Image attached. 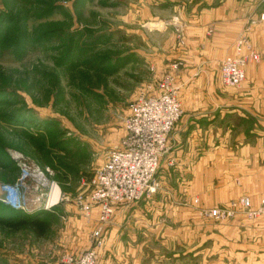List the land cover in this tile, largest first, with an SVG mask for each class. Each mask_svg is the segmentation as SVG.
Returning a JSON list of instances; mask_svg holds the SVG:
<instances>
[{
	"label": "rangeland",
	"instance_id": "obj_1",
	"mask_svg": "<svg viewBox=\"0 0 264 264\" xmlns=\"http://www.w3.org/2000/svg\"><path fill=\"white\" fill-rule=\"evenodd\" d=\"M220 1L0 0V17H6L0 19V186H15L25 208L13 214L14 207L1 201L0 213L10 221L33 214L49 222L42 235L29 225L0 222V264H54L95 246L97 210L87 217L78 198L89 194L88 181L105 152L124 135L129 105L141 94H156L166 75L179 86L180 117L190 86L188 91L242 89L246 72L240 86L221 81L226 55L214 64L189 56L194 44L186 25ZM248 27L233 45L235 53L245 36L257 54L246 66L260 60ZM207 67L215 82L210 87L204 82ZM234 105L226 110L237 111L218 122L234 127L227 135L221 129L195 176L167 172L162 178L161 160L178 118L154 190L119 206L137 204L132 220L140 225L123 228L115 244L118 235L108 230L116 207L103 225L97 264H174V255L190 250L204 253L187 254L186 264H264V126L259 129L258 117ZM22 166L29 170L24 178ZM37 170L45 183L33 177ZM169 236L179 241L168 242Z\"/></svg>",
	"mask_w": 264,
	"mask_h": 264
},
{
	"label": "crops",
	"instance_id": "obj_2",
	"mask_svg": "<svg viewBox=\"0 0 264 264\" xmlns=\"http://www.w3.org/2000/svg\"><path fill=\"white\" fill-rule=\"evenodd\" d=\"M260 13H264V0H222L210 10L201 11L192 18V22L186 25L185 32L193 36L189 37V41L194 44L192 55L189 56L200 60L209 59L214 64L218 63L215 59H222L225 55L234 53L233 45L236 37L249 24L248 36L258 51L260 60L246 66V79L239 91L225 90L226 93L214 88L188 91L191 86L185 90L182 97L183 113L169 135L168 154L161 160L160 175L162 178H164L163 173L167 172L179 178L195 176L194 170L197 165L208 160L207 155L212 153L215 142L219 141L221 129L226 131L227 135L229 128L234 127L233 125L224 127L218 125L220 116L224 118L225 115L237 111V109L228 111L227 107L234 108V106L238 107L234 104L240 105L243 110L254 114L255 118L258 117L256 123L259 124V129L260 124L264 126V21L257 20ZM210 25L213 26V32L207 35L206 30ZM204 82L209 87V83L215 84L212 69L207 71ZM216 86L219 87V81ZM190 94H194V99H187ZM257 136L261 137L260 134ZM245 140L250 142L251 138L248 137ZM262 140V138L255 139V141ZM136 205L119 207L116 210L108 230L109 236L113 233L118 235V232L121 235L123 228L140 225L139 221L134 223L132 220L136 214H139ZM126 213L128 215L125 218ZM119 215L122 217L119 218ZM114 238L116 239L113 242L116 244L119 235ZM177 241H179L177 237L169 236L168 242ZM203 253L204 251L190 250L176 254L174 258H179V260H175L174 264H186L187 254L200 257ZM163 257L165 258V255L161 256Z\"/></svg>",
	"mask_w": 264,
	"mask_h": 264
},
{
	"label": "built area",
	"instance_id": "obj_3",
	"mask_svg": "<svg viewBox=\"0 0 264 264\" xmlns=\"http://www.w3.org/2000/svg\"><path fill=\"white\" fill-rule=\"evenodd\" d=\"M264 19L261 14L260 20ZM257 59L245 36H240L233 55H226L221 62V81L229 86H240L245 78V66ZM179 86L174 84L171 74L159 81L157 93L150 96L141 94L128 107L124 122V135L120 142L105 152L104 160L99 164L88 181L90 192L79 197L78 202L83 213L89 217L96 208L97 222L95 246L79 255L67 254L54 264H97V248L101 244L103 225L107 224L115 208L138 201L156 187L154 177L161 155L167 151V135L181 114V105L177 93ZM21 178L29 173L22 166ZM43 183L44 175L34 172ZM8 189L6 203L12 208L23 207L18 189L3 185ZM10 192L12 193L10 195Z\"/></svg>",
	"mask_w": 264,
	"mask_h": 264
},
{
	"label": "trees",
	"instance_id": "obj_4",
	"mask_svg": "<svg viewBox=\"0 0 264 264\" xmlns=\"http://www.w3.org/2000/svg\"><path fill=\"white\" fill-rule=\"evenodd\" d=\"M4 18H6V17H3V16L0 17L1 20H3ZM0 203L2 204L1 201H0ZM13 210H15L13 212V214H16V212L17 213L22 212V211H17L15 208ZM4 214L5 213H2V214L0 213V222L5 227L8 226V227H13V228H18V227L23 226V225H29L36 234L42 235L47 230V228L49 226V222H47L46 220L37 218V217H35L36 215H33V214H27L26 216L23 215L25 217L16 216L18 219L14 220V221L8 220L9 218L5 217Z\"/></svg>",
	"mask_w": 264,
	"mask_h": 264
},
{
	"label": "water",
	"instance_id": "obj_5",
	"mask_svg": "<svg viewBox=\"0 0 264 264\" xmlns=\"http://www.w3.org/2000/svg\"><path fill=\"white\" fill-rule=\"evenodd\" d=\"M1 188L2 187L0 186V201L4 202L7 199V191H5L4 188Z\"/></svg>",
	"mask_w": 264,
	"mask_h": 264
},
{
	"label": "bare ground",
	"instance_id": "obj_6",
	"mask_svg": "<svg viewBox=\"0 0 264 264\" xmlns=\"http://www.w3.org/2000/svg\"><path fill=\"white\" fill-rule=\"evenodd\" d=\"M1 189H2V188H1ZM52 190H53V191H52V192H53V194H52V196H51V197H53V198H52V200H53V199L55 200V199H56V197H57V193H58V191H57V189H56V188H54V189H52Z\"/></svg>",
	"mask_w": 264,
	"mask_h": 264
}]
</instances>
